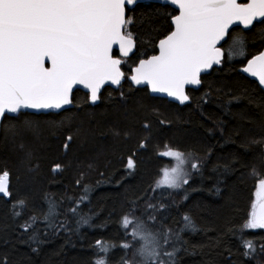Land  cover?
Instances as JSON below:
<instances>
[{
  "label": "trees",
  "instance_id": "obj_1",
  "mask_svg": "<svg viewBox=\"0 0 264 264\" xmlns=\"http://www.w3.org/2000/svg\"><path fill=\"white\" fill-rule=\"evenodd\" d=\"M175 14L169 5L151 2L128 11L136 45L122 65L126 75L156 53ZM230 33L246 38V55L229 57L223 43L221 64L200 77L197 89H187L185 105L152 97L125 80L117 89L103 88L96 105L76 90L73 106L59 113L3 117L0 172L10 173L11 196H0V264H94L98 240L115 245L107 264L131 261L133 250L120 245L131 240L121 218L132 208L145 220L155 217L148 228L168 233L165 264L163 253L174 249L175 264H264V229L240 231L264 179V144L252 143L264 140V91L239 71L263 48L264 23ZM165 145L192 153L185 165L188 183L177 189L155 183L162 168L175 164L158 154ZM21 199L27 207L15 215L13 204ZM49 202L57 214L45 220ZM186 214L194 230L185 227ZM33 216L38 219L25 231L22 225ZM245 240L253 242L251 255L244 254Z\"/></svg>",
  "mask_w": 264,
  "mask_h": 264
},
{
  "label": "snow or ice",
  "instance_id": "obj_2",
  "mask_svg": "<svg viewBox=\"0 0 264 264\" xmlns=\"http://www.w3.org/2000/svg\"><path fill=\"white\" fill-rule=\"evenodd\" d=\"M135 3L136 0H0V118L6 112L19 114L23 109H61L72 103L75 85L89 89L92 102L100 98L105 83L119 85L124 78L122 60L113 55V46L118 45L124 57L133 51L136 39L129 25L134 21L126 15V6ZM170 4L176 6L177 14L171 16L170 30L158 40V53L139 59L131 70L130 79L183 103L189 99L185 85L200 84L202 71L221 63L224 51L218 44L228 43L229 57L246 55V38L231 35L230 29L237 23L245 29L254 21L264 23V19H259L264 18V0L243 3L240 0H170ZM46 60L50 66L45 65ZM243 71L258 77L259 83L264 85V52L248 60ZM114 134L119 135V132ZM252 143L264 144V140ZM158 154L174 159L175 164L160 170L156 186L177 189L187 184L189 173L185 165L192 153L165 145V150ZM60 167L55 165L53 171ZM127 167H135L132 157L128 158ZM190 167L197 169L198 164L191 163ZM9 181L10 173L0 172L3 196H11ZM256 186L258 201L251 205L241 232L264 229V179ZM87 190L85 186L86 193ZM26 207L25 200H18L13 204V212L20 215ZM145 207L155 211L157 206L147 204ZM18 208L21 211H16ZM138 210L132 208L121 218L125 237L131 240L120 247L133 250L132 260H123L122 264H165L161 254L163 244L168 243V233L163 234L161 243V234L147 226L155 217L145 220L135 216ZM56 214L55 204L49 202L44 219L49 220ZM37 219L30 217L31 223L26 222L22 227L27 231ZM183 220L186 228L195 229L190 216L186 214ZM82 223L87 224L88 218H82ZM113 247L110 242L96 241L99 258L94 264H107ZM243 247L246 256L255 252L252 241H243ZM175 253V249L163 253L168 257L167 264H175Z\"/></svg>",
  "mask_w": 264,
  "mask_h": 264
},
{
  "label": "water",
  "instance_id": "obj_3",
  "mask_svg": "<svg viewBox=\"0 0 264 264\" xmlns=\"http://www.w3.org/2000/svg\"><path fill=\"white\" fill-rule=\"evenodd\" d=\"M144 2H151V3H158V4H166V5H169L170 7H172L173 9L176 10V6H173V5L170 4V0H136V3H135L134 5L126 6V15H127V11L133 9V8L135 7L136 4H138V3H144ZM240 2H242V3H243V2H247V0H240ZM176 11H177V10H176ZM176 14H177V13H176ZM259 19H264V18H259ZM254 22H256V21H254ZM254 22H253V23H254ZM234 27H240V28L243 29V30H247V29L244 28V26H243L242 24H239V23L232 25V26H231V29L234 28ZM250 27H251V26H250ZM250 27H249V28H250ZM249 28H248V29H249ZM231 29H230V30H231ZM222 44H223V42H222L221 44H218V47H221V48H222ZM157 45H158V43H157ZM156 48H157V51H156L155 54L158 53V47H156ZM113 50H117V51H118V54H119L121 57H124V56H122V54L119 52V46H118V45H114V46H113ZM134 50H135V47L133 48V51L130 52L129 55H128L127 57H130V56L133 54ZM260 52H264V47H263V49H262ZM260 52H259V53H260ZM259 53L255 54V55H258ZM153 55H154V54H153ZM255 55H254V56H255ZM252 57H253V56H252ZM252 57H250L249 59H247V60L245 61V63L239 68V71H240L242 74H244L245 76H247V77L251 78L252 80L256 81L257 84H258V86L264 91V85H261V84L259 83V79H258V77L251 75V73H248V72H244V71H243V69L247 66V62H248V60H250ZM117 58H118V57H117ZM124 58H126V57H124ZM146 58H147V57H146ZM138 62H139V60H138ZM138 62L136 63V65L138 64ZM45 65H46V66H50V63L46 60V61H45ZM136 65H134V66L132 67V69H133ZM219 65H220V64H214L210 69H207V70H205V71H202L201 75L208 73V72H209L214 66H219ZM132 69H131V70H132ZM121 71H122V69H121ZM122 72H123V71H122ZM132 74H133V73H132V71H131L130 74H129V75L127 76V78H126L127 81H128L133 87H135V88H144V87H146L147 90H148L149 95L152 96V97L165 98L166 100H168V101H170V102H173V103H176V104H178V105H180V106L185 105V104L189 103V101H190V99H188L187 101H184L183 103H181L180 100H178L176 97L169 96L167 93L153 92V91L151 90V87H150L149 85H147V84H143V83H142V84L137 85V84H135L133 81H131V79H130V77H131ZM201 75H200V76H201ZM124 80H125V77L121 80V82H120L119 85H117V84H112L111 82H107V83H105V85L101 88L100 93L102 92V90H103L104 87H111V88H113V89H117V88L122 84V82H123ZM200 83H201V81H200ZM199 86H200V84H198V85H193V84L185 85V88H184L185 94L187 95V93H186V90H187V89H189V88H191V89H197ZM75 90H80V91H82V92H85V93L88 95V101H89V103H90L91 105H96V104L99 102V99H98L97 101H95V102H92V100H91V98H90V97H91V93H90L89 89L85 88L83 85H75V86L73 87V91H72V93H73ZM100 93H99V95H100ZM187 96H188V95H187ZM71 107H72V103H71V104H68V105H64L61 109H41V110H36V109H23V110H21L20 113H22V112H29V113H33V114H39V113H43V114H45V113H59V112H61V111H63V110H66V109H68V108H71ZM17 115H18L17 113H7V112H6L4 116H17ZM4 116H3V117H4ZM2 119H3V118H0V124H1ZM0 196H3V195L0 194Z\"/></svg>",
  "mask_w": 264,
  "mask_h": 264
},
{
  "label": "rangeland",
  "instance_id": "obj_4",
  "mask_svg": "<svg viewBox=\"0 0 264 264\" xmlns=\"http://www.w3.org/2000/svg\"><path fill=\"white\" fill-rule=\"evenodd\" d=\"M227 48H228V45H227ZM228 56H229V54H228ZM232 56H234V55H232ZM231 56V57H232ZM149 228L152 230V231H158L160 234H161V236H162V240H163V234L165 233L163 230H159L158 229V227L156 226V229L154 228V227H150L149 226ZM163 248L166 250V251H168L169 250V247H168V243L167 244H163Z\"/></svg>",
  "mask_w": 264,
  "mask_h": 264
},
{
  "label": "flooded vegetation",
  "instance_id": "obj_5",
  "mask_svg": "<svg viewBox=\"0 0 264 264\" xmlns=\"http://www.w3.org/2000/svg\"><path fill=\"white\" fill-rule=\"evenodd\" d=\"M113 55L114 56H118V52L115 50V51H113Z\"/></svg>",
  "mask_w": 264,
  "mask_h": 264
}]
</instances>
